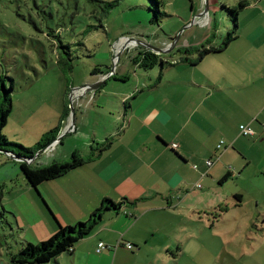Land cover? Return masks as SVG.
<instances>
[{"label":"crops","instance_id":"obj_1","mask_svg":"<svg viewBox=\"0 0 264 264\" xmlns=\"http://www.w3.org/2000/svg\"><path fill=\"white\" fill-rule=\"evenodd\" d=\"M256 6L260 7L258 3ZM193 10V15L199 14L203 5H196ZM196 21L201 24L203 19ZM237 32L238 36L225 50L208 53L195 65L181 62L178 55L166 56L164 60L170 63L162 64L158 77L148 74L149 81L144 83L141 80L144 76L136 71L139 78L134 88L115 84L130 80L126 69H114L110 75L113 68L102 67L74 88L78 101L74 130L58 139L55 148L50 147L49 151L58 150L56 154L54 150L40 153L34 164L69 161L73 155L86 157L91 153L95 154V160L41 183L37 188L40 199H26L29 206L24 199L19 206L13 204L15 218L21 225L23 215L30 219L25 225L35 229L33 237L37 243L47 235L50 237L60 224L72 225L87 219L104 199L119 203L126 198L130 202L124 201L118 209L105 210L90 235L76 243L72 252L62 253L48 264H118L121 255L137 258L136 264H161L165 256L172 257L171 250L174 259L184 264L209 262L206 256L209 246L200 240L208 224L203 221V229L197 236L195 210L211 209V199L202 200L205 195L201 192L197 208L196 200L188 199L187 187L191 178L202 181L211 167H207L205 160L207 170L199 179L194 159H204L206 149L210 153L212 149L217 156L219 142L214 145L213 140L218 138L225 140L226 149L233 147L231 150L249 163L258 155L264 158V9L250 22L244 25L239 22ZM219 43L214 40L206 45ZM115 45L107 49L108 58L113 59ZM136 52V48L127 47L116 55L127 53L132 58ZM167 67L177 70L170 79L164 78ZM108 74L104 83L88 92L90 83L102 81ZM96 108H107L108 117L101 118L102 114L94 111ZM87 112L93 114L95 123L85 118ZM92 124L102 131L92 128ZM242 124H249L255 134L242 135ZM65 138H70L69 144ZM107 140L110 145L99 150L98 146ZM173 143L178 146L173 148ZM67 148L70 152L63 153ZM261 168L264 169V164ZM230 169L231 166L227 167V172L232 174ZM182 193L185 197L180 196ZM236 197L239 200L234 202L235 206L248 205L240 194ZM23 206L22 218L16 211ZM256 206L242 219L248 221L244 223L246 229H251L250 221L259 227H252L247 234L242 228L225 231L228 237L223 239L225 252L221 249V254L230 257L226 256L228 260L222 264H234L243 256H249L251 264H264V200H258ZM234 239L241 243L234 244ZM118 241L133 243L132 253L124 245L96 250L100 242L114 246Z\"/></svg>","mask_w":264,"mask_h":264},{"label":"rangeland","instance_id":"obj_2","mask_svg":"<svg viewBox=\"0 0 264 264\" xmlns=\"http://www.w3.org/2000/svg\"><path fill=\"white\" fill-rule=\"evenodd\" d=\"M36 1L41 7H45L44 22L48 25L53 24L52 17L56 15L55 10H57V7L53 4L55 0ZM63 1L73 2L74 0H59V2ZM204 1L119 0L104 18L102 28L94 29L85 38L86 48L79 45L72 47L71 45L70 51L72 50L74 58L69 61L68 55L64 53L61 56L64 60L61 58V61H58V57L53 54L52 46L48 45L43 37H38V34L34 31L31 32L30 26L25 23L31 15L37 17L36 10L32 6L34 0L28 1L27 4H22L20 0H0V78L3 79L7 88L11 85L14 88L12 91V112L4 128V134L11 141L22 143L25 146H34L43 134L56 126H60V117L65 116L68 107L71 109L70 115L65 117L67 122L63 125L65 127H62L60 134L65 132L67 128L70 132V128L74 127V125H71L73 110L75 118L78 116L75 110V104L78 101H76L74 88L84 84V78H92L95 67H102L104 70L108 68L126 69L131 77L126 83L123 81L115 83L121 87H135L139 78L135 76L136 71L144 76V78H141L143 83L149 81L148 74H154L155 77H158L161 71V62H158L151 69H144L133 64V56L130 58L126 55L127 53H120L118 60H113L105 55L107 49L114 43H116L114 55L127 47H134L137 52L142 50V47L134 43L126 45L128 37L145 39L160 48L169 47L175 39L177 41L176 47L168 53H162L164 58H166V54L174 52L176 55H180L176 48L182 45H192L196 42L200 44L202 40L209 38L211 42L214 40L218 43L221 42L228 31L234 28V18L231 17L226 6H233L240 0H208L209 11L205 17L201 18L203 22L198 24L196 21L191 24L193 17L197 14L193 15L195 11H192V7L196 5L204 6ZM249 1L251 4L239 14L238 20L241 25L250 22L260 10L264 9V0ZM80 3L83 4V1L80 0ZM257 3L260 7L256 6ZM155 16L158 18L157 21L154 19ZM91 21L97 22L98 20L97 18H91ZM73 27L72 31L75 36L79 26L74 23ZM79 53L80 56L76 57ZM194 56L198 57L197 54H194ZM175 73H177V70L174 67H167L164 71V78L170 79ZM139 84H141V81ZM88 90H91V88ZM94 111H99L102 114L101 118L109 115L107 108H96ZM85 118L95 123L93 114L87 112ZM91 127L102 131L99 126L94 124ZM69 139L65 138L66 144L67 142L69 144ZM220 140V138L216 141L214 139V145ZM57 143L59 142L54 143L52 146L55 148ZM229 148L226 149L224 146L217 156L213 155L212 149L211 153L206 149L204 152L207 154L203 157L204 159L201 160L200 157L194 159L197 168L193 166V162L190 164L195 171L199 170L198 177L200 179L201 173L205 172L208 167H205L204 161L208 159L214 161L211 168L209 167L210 173L208 176L197 182L191 178V183L187 187V190L190 191L188 199L196 200L197 208L199 206L198 202L202 199L201 192L205 195L202 200L211 199L212 203L210 205L211 209L205 211L195 210L197 236L200 234V230L203 229V221L205 220L208 224V230H205L204 235L200 237V240H204V243L209 246V249L206 250L209 262L206 264H210V262L211 264H222L224 260H228L227 257H230L221 254L223 239L228 237L227 234H224L226 230L235 232L242 228L244 234H247L252 227H259L258 224L251 225L250 221L249 227L251 229H246L244 223L248 221L242 218L257 208L256 202L258 200H264V169L261 168L264 164V158L258 155L249 163L237 151L231 150L233 147ZM49 149L51 148H44L41 153H45ZM57 151L54 150L53 154H56ZM62 152L66 153L70 150L67 148ZM4 157L10 162L6 163ZM15 163L13 156L8 158L6 154H0V264H16L10 261V255L19 252L26 242L36 243L35 240H37L33 237L36 234L35 229L25 225L27 224L25 221L30 220L21 213L25 206L16 211L20 217L23 218L24 216L22 225L19 224L14 213H12L14 210L13 204L19 206L22 199H24V204H27V206H29V203L26 199H40L36 189L25 180L24 174L19 168L20 166ZM198 164L203 167L199 168ZM229 166H231L230 171H232V174L223 182H220ZM14 167L16 168L14 169ZM39 190L43 196V190L41 188ZM237 194H240L242 199L249 202L248 205L235 206L234 202L239 200L236 197ZM180 196L185 197V193ZM260 206L262 207V204ZM246 207L251 209L247 210ZM261 207L260 210H262ZM200 216H202L201 220ZM235 218L242 219V221L240 222ZM50 220L54 221L51 216ZM179 229L181 230V226ZM47 236L44 238L45 240L48 238ZM233 243L238 244L241 242L234 239ZM125 250L132 253L131 250ZM172 252V250L169 252L171 258L165 256L160 263L184 264L181 260L174 259ZM224 252L223 248L222 253ZM199 254L200 251L198 250L197 256ZM133 259L127 255H121L118 264H136L137 258ZM163 260L164 263H162ZM192 264H199V262ZM234 264H251V258L243 256L238 258Z\"/></svg>","mask_w":264,"mask_h":264},{"label":"trees","instance_id":"obj_3","mask_svg":"<svg viewBox=\"0 0 264 264\" xmlns=\"http://www.w3.org/2000/svg\"><path fill=\"white\" fill-rule=\"evenodd\" d=\"M31 0H20L22 4H27ZM74 0L73 2H59L54 1V6L57 7L55 10L56 15L53 18V24L48 25L44 22L46 15L45 7H41L36 0L33 3V9L35 8L37 17L31 15L30 19L25 22L30 26V31L38 34V37H43L48 45L52 46L53 54L58 57V61H61V56L68 55V60L71 61L74 58L72 54L71 45L82 46L86 48L85 38L94 30L102 28L103 20L110 12V10L119 2V0ZM20 3V4H21ZM251 3L249 0H240L233 6H226L229 14L234 18V28L229 30L226 37L219 43V45H206L211 42L210 38L206 42H202L198 45H184L176 48L180 54L179 60L192 65L197 64L205 57L206 54L212 52H219L225 50L230 42L238 36L239 29V14H241L245 7ZM194 8V6L192 7ZM52 14V13H50ZM91 18H97L96 21H91ZM153 19V18H152ZM156 21L158 18L155 16ZM79 26V29L73 33V24ZM176 47V46H175ZM174 47V48H175ZM60 48H62L60 50ZM133 56L132 61L139 67L148 69L155 67L158 62L162 64H169L170 61L164 60L163 54H157L149 49L141 48ZM94 54V53H92ZM194 54L198 57L193 58ZM80 53L76 56L79 57ZM168 57H175L176 54L170 53ZM75 57V58H76ZM63 59V58H62ZM64 60V59H63ZM70 65V63H69ZM99 67L94 68V73H97ZM13 85L7 88L2 78H0V154H6L9 156H19L22 160L14 159V161L20 166L22 173L24 174L25 180L38 190V186L47 181L55 179L69 170L76 168L85 163H89L95 160V154L91 153L86 157L73 155L69 161H53L48 164H34L35 153L39 150L47 148L50 143L55 140L60 134L63 122L67 119L66 116L70 115V107L67 108L65 116L60 117V126L52 128L42 138L35 143L34 146H25L22 143L11 141L4 134V128L6 127L13 105ZM110 141L107 140L105 144L98 146L99 150H105L109 145ZM217 150L220 152L217 148ZM231 173L227 172L220 182L230 177ZM125 202H130L128 199H124ZM116 203L111 199H104L99 207H97L87 219L79 221L72 225L60 224L56 231L48 237L38 243L26 242V244L20 249L19 252L10 255V261L16 264H48L54 260L57 256L64 252H72L76 243L81 239L90 235L94 229L100 223L104 211L110 208L118 209L124 202ZM13 213V211H12Z\"/></svg>","mask_w":264,"mask_h":264},{"label":"water","instance_id":"obj_4","mask_svg":"<svg viewBox=\"0 0 264 264\" xmlns=\"http://www.w3.org/2000/svg\"><path fill=\"white\" fill-rule=\"evenodd\" d=\"M205 5L203 6V10L199 13V14H196L192 21H191V24H193L198 18H202L206 15V13L209 11V5H208V0H205L204 1ZM176 40L174 39V41L171 43V45L169 47H157L153 44H151L150 42H148L147 40L145 39H142V38H135V37H128L127 40H126V45L129 44V43H134L135 45L137 46H140L144 49H149L157 54H162V53H168L170 51H172L174 49V47L176 46ZM127 47V46H126ZM125 48V47H124ZM119 57V54L117 55ZM114 72V69L109 73L110 75ZM107 75L106 77L103 78L102 81H99L97 83H90L89 85L92 86L91 87V90H94L95 88H97L99 85H101L102 83H104L107 78L110 76V75ZM91 90H88V91H91ZM72 120H71V125H74L75 124V115H74V110L72 112ZM68 131V128L65 132L61 133L60 135H58V137L56 139H61V137L63 135H65ZM52 144V142L50 143ZM42 150H39L37 153H35V157L41 153ZM13 158L14 159H21L19 156H14L13 155Z\"/></svg>","mask_w":264,"mask_h":264},{"label":"built area","instance_id":"obj_5","mask_svg":"<svg viewBox=\"0 0 264 264\" xmlns=\"http://www.w3.org/2000/svg\"><path fill=\"white\" fill-rule=\"evenodd\" d=\"M117 59H118V56L117 55H114L113 56V60H117ZM263 125H264V123H263ZM70 130H74V127H71ZM240 133L242 135H254L255 134L253 128L249 124H242V125H240ZM56 142H58V140L55 139V141H53L52 144H50L48 146V148H50V146H52ZM177 146H178L177 143H173L172 144V147L173 148H176ZM224 146H225V141L224 140H220L219 143L217 144V148L219 150H222ZM213 162H214L213 159L206 160V164H207L208 167H211L212 164H213ZM121 245H124V247L126 249H128V250L134 249V244L133 243H131V242H125L123 244L121 241H118L114 246L108 245L105 242H100L98 244L96 250H97V252H101V251H103L105 249H114V248H117L118 246H121Z\"/></svg>","mask_w":264,"mask_h":264},{"label":"flooded vegetation","instance_id":"obj_6","mask_svg":"<svg viewBox=\"0 0 264 264\" xmlns=\"http://www.w3.org/2000/svg\"><path fill=\"white\" fill-rule=\"evenodd\" d=\"M166 55H169V54H166Z\"/></svg>","mask_w":264,"mask_h":264}]
</instances>
